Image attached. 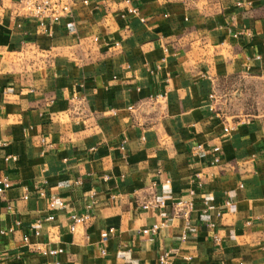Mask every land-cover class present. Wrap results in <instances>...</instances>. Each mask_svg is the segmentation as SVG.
<instances>
[{"label":"crops","instance_id":"obj_1","mask_svg":"<svg viewBox=\"0 0 264 264\" xmlns=\"http://www.w3.org/2000/svg\"><path fill=\"white\" fill-rule=\"evenodd\" d=\"M27 1L0 0V264H264V0Z\"/></svg>","mask_w":264,"mask_h":264},{"label":"built area","instance_id":"obj_2","mask_svg":"<svg viewBox=\"0 0 264 264\" xmlns=\"http://www.w3.org/2000/svg\"><path fill=\"white\" fill-rule=\"evenodd\" d=\"M26 8H27L28 15L32 17H36L40 20L44 19L45 17H48L53 22L58 21L64 14H66L67 12H70V9H71L70 4L68 3L67 0H28L26 3ZM132 11H134V9H132ZM225 131L228 132L229 128L225 127ZM197 148L200 150L203 149L201 145H199ZM218 160H219L218 158L215 159V161H218ZM10 186H11L10 181L7 178H0V194L4 193L7 189L10 188ZM25 198H27V196H25ZM205 202H206L205 203L206 210L204 211L203 214L206 215L208 214L209 210H212L215 208V205L210 203L209 198H206ZM165 203H166V200L165 198H163L160 201L159 205L164 206ZM49 204L52 209L60 210V209L65 208L64 202L58 198H53ZM231 204H232L231 200H226L224 203V206L228 207ZM88 218L89 216H79L76 214H72L71 215L72 222L70 225L71 231H74L78 224L84 223ZM49 219L53 220L54 216L53 215L49 216ZM163 226H164V223L162 224L155 223L151 225L150 227L143 229V233L149 234V235H156L158 234L159 230ZM113 232H114L113 228H110L102 232L101 236H102L103 241H106L109 238V236L113 234ZM24 239L27 241L29 239V236L24 235ZM61 252H62V249L59 248V249H50L46 253H49L50 255H56ZM166 260H167L166 255H163V257H161V262L166 263L167 262ZM56 264H60V263L56 262Z\"/></svg>","mask_w":264,"mask_h":264}]
</instances>
